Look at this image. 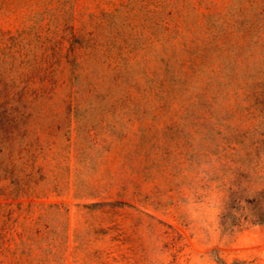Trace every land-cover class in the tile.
<instances>
[{"label": "rangeland", "instance_id": "1", "mask_svg": "<svg viewBox=\"0 0 264 264\" xmlns=\"http://www.w3.org/2000/svg\"><path fill=\"white\" fill-rule=\"evenodd\" d=\"M0 138V264H264V0H0Z\"/></svg>", "mask_w": 264, "mask_h": 264}, {"label": "trees", "instance_id": "2", "mask_svg": "<svg viewBox=\"0 0 264 264\" xmlns=\"http://www.w3.org/2000/svg\"><path fill=\"white\" fill-rule=\"evenodd\" d=\"M6 139L4 138H0L1 142H5ZM7 150V153H11L10 150H8L7 148L5 149ZM4 150V151H5ZM5 156L3 155V150L0 151V180H5L8 176L9 177H13L16 173V167L14 165H12L11 163H7L5 162ZM257 222H261V221H257Z\"/></svg>", "mask_w": 264, "mask_h": 264}]
</instances>
